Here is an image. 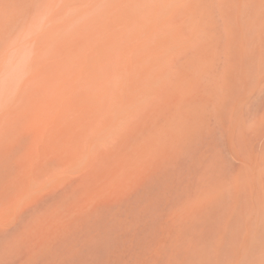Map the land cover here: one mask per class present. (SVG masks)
<instances>
[{"label": "rangeland", "instance_id": "obj_1", "mask_svg": "<svg viewBox=\"0 0 264 264\" xmlns=\"http://www.w3.org/2000/svg\"><path fill=\"white\" fill-rule=\"evenodd\" d=\"M85 1L0 0V264H264V0Z\"/></svg>", "mask_w": 264, "mask_h": 264}, {"label": "bare ground", "instance_id": "obj_2", "mask_svg": "<svg viewBox=\"0 0 264 264\" xmlns=\"http://www.w3.org/2000/svg\"><path fill=\"white\" fill-rule=\"evenodd\" d=\"M63 0H57V4L60 6L61 5V2H62ZM66 1H69V0H64V2H66ZM2 2V1H1ZM86 1L85 0H83V1H79V0H74V6H75V8L76 9H80L82 6H81V4H83V3H85ZM92 2H93V0H92ZM21 3V2H20ZM56 4V7L58 6ZM4 5H6L5 3H4ZM3 5V6H4ZM18 5V3L16 4V6ZM21 5V4H20ZM24 5V4H23ZM32 6V5H31ZM14 7V6H13ZM3 8H5V7H3ZM11 9V8H10ZM9 8L7 9L8 11L10 10ZM56 9V8H55ZM14 9H12L9 13H11V14H9V16L10 15H12V11H13ZM19 10V9H18ZM23 10V9H22ZM52 10V9H51ZM17 12V11H16ZM3 13H4V11H3ZM51 13H53V10H52V12ZM62 14L64 13L63 11L61 12ZM61 13L59 12V15L60 16H62L61 15ZM2 14V13H1ZM1 14H0V17H1ZM8 16V15H7ZM6 16V18H2L3 19V21L5 20V22L7 21L6 19L8 18ZM13 16V15H12ZM52 16V14L50 15V17ZM5 17V16H4ZM11 17V16H10ZM1 19V20H2ZM16 20V19H15ZM3 21H1V22H3ZM8 21H10V19L8 18ZM7 21V22H8ZM6 22V23H7ZM50 22H49V20H47V21H45L44 23H43V25H42V28H41V30H42V33H28V35H26V36H23V34H22V36L23 37H26V38H24V40H26L27 39V37L29 38L27 41L30 43V44H32V46L30 47V50L29 51H27V52H29L28 53V61H27V67L29 68V70H30V68H31V70L33 71L34 70V67L36 66V64L38 63L39 64V54H41V52L43 51L42 49H44V47H45V45H46V43H47V41H45L46 39H47V32H48V24H49ZM0 24H2V23H0ZM5 24V23H4ZM0 26H2L3 27V24L2 25H0ZM8 27V26H7ZM10 29V28H9ZM0 30H1V28H0ZM12 30V29H11ZM1 32V31H0ZM4 32V31H3ZM21 34V33H20ZM21 36V37H22ZM4 37V36H3ZM13 37V36H12ZM23 37L21 38V40L23 39ZM7 38V37H6ZM17 38V37H16ZM16 38H14V39H16ZM13 40V39H12ZM23 41V40H22ZM4 42V41H3ZM19 42H20V40H19ZM14 43V42H13ZM12 43V44H13ZM22 43V42H21ZM4 44V43H3ZM11 44V45H12ZM14 44H16V43H14ZM13 46V45H12ZM11 48V47H10ZM16 48V47H15ZM1 49V48H0ZM24 49H28L27 47L26 48H24ZM26 50H24V51H26ZM2 52V51H1ZM26 52V53H27ZM2 54H5V53H2ZM24 54V53H23ZM22 54V55H23ZM37 55H38V57H37ZM3 56V55H2ZM19 56V55H18ZM17 59V58H16ZM26 59H27V57H26ZM8 61V60H7ZM26 64V63H25ZM2 67V66H1ZM2 72V71H1ZM28 76V75H27ZM27 79H29V77H26V78H24L23 79V81L24 82H22V85H24V83L26 82V81H29V80H27ZM21 84V83H20ZM22 85L20 86V87H22Z\"/></svg>", "mask_w": 264, "mask_h": 264}]
</instances>
